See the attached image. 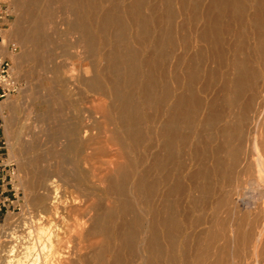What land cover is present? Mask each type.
Here are the masks:
<instances>
[{"label": "bare ground", "instance_id": "6f19581e", "mask_svg": "<svg viewBox=\"0 0 264 264\" xmlns=\"http://www.w3.org/2000/svg\"><path fill=\"white\" fill-rule=\"evenodd\" d=\"M8 1L0 264H264V0Z\"/></svg>", "mask_w": 264, "mask_h": 264}, {"label": "rangeland", "instance_id": "374dc122", "mask_svg": "<svg viewBox=\"0 0 264 264\" xmlns=\"http://www.w3.org/2000/svg\"><path fill=\"white\" fill-rule=\"evenodd\" d=\"M0 14L3 17L5 31L9 28V24L15 20L14 15L10 12L8 0H0ZM2 41L3 35L0 43ZM8 50L13 55L19 53V49L13 43L9 44ZM3 62L9 63V69L3 78H0V89L4 90L3 96L0 97V169H3V178L6 176L3 181V209L0 211V243L4 240V232L9 228L7 218L10 216L18 218L33 210L31 196L23 184L26 176L19 167L21 157L18 155V140L13 135L8 137L5 132V121L19 108L22 101L18 91L12 86L16 77L9 71L12 60L7 57ZM16 128L17 126L13 128V134L17 131ZM12 152L16 154L15 157ZM11 168L15 171V175L12 177L8 175Z\"/></svg>", "mask_w": 264, "mask_h": 264}, {"label": "built area", "instance_id": "2783aa9c", "mask_svg": "<svg viewBox=\"0 0 264 264\" xmlns=\"http://www.w3.org/2000/svg\"><path fill=\"white\" fill-rule=\"evenodd\" d=\"M3 32H4V24H3V22L2 23L0 22V39L2 38ZM8 69H9V63L2 62L0 64V78H3V75L5 73H7ZM3 93H4V90L2 88V89H0V97L3 96ZM2 172H3V169L2 170L0 169V211H2V209H3V199H2L3 181L6 179V176L3 178ZM8 175L11 177L15 175V171L13 168H11L9 170Z\"/></svg>", "mask_w": 264, "mask_h": 264}, {"label": "crops", "instance_id": "0c3cea01", "mask_svg": "<svg viewBox=\"0 0 264 264\" xmlns=\"http://www.w3.org/2000/svg\"><path fill=\"white\" fill-rule=\"evenodd\" d=\"M0 22H1V23L3 22V17H2L1 14H0Z\"/></svg>", "mask_w": 264, "mask_h": 264}]
</instances>
